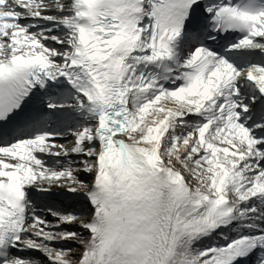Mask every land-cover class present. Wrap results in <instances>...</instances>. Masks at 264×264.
I'll use <instances>...</instances> for the list:
<instances>
[{
    "label": "snow or ice",
    "instance_id": "snow-or-ice-1",
    "mask_svg": "<svg viewBox=\"0 0 264 264\" xmlns=\"http://www.w3.org/2000/svg\"><path fill=\"white\" fill-rule=\"evenodd\" d=\"M0 264H264V0H0Z\"/></svg>",
    "mask_w": 264,
    "mask_h": 264
}]
</instances>
